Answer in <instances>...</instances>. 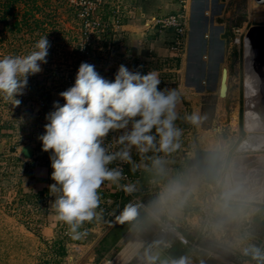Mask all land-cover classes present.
I'll return each instance as SVG.
<instances>
[{
    "label": "rangeland",
    "instance_id": "1",
    "mask_svg": "<svg viewBox=\"0 0 264 264\" xmlns=\"http://www.w3.org/2000/svg\"><path fill=\"white\" fill-rule=\"evenodd\" d=\"M121 1L127 14L122 12L119 19L121 23L126 24V18L134 19L136 9L130 0ZM204 1L188 0L187 3V49L183 59L187 58V63L190 66L193 64L191 70L195 69L194 59L198 60L199 53L194 50L188 52L191 49L190 41L188 43L189 25L191 17L198 15L203 10ZM221 1V6L212 2L207 14L209 20H215V23L219 25L218 30L221 28L226 41L225 48L222 49L223 55H221L222 51L220 53L215 48L204 59L202 58L209 64L206 66V71L208 70L206 91L198 102L199 114L203 119L198 125L186 121L185 116L178 117L176 121V126L183 131H185L184 129H201L203 134L196 133V130L187 131V141L183 152H174L168 159L170 163L171 161L175 162L174 159L178 162L177 167L172 163L175 172L182 171L191 164L195 150L207 147L210 143H223L222 138H224L227 139L228 144L226 145L229 146L232 155L235 156L245 174L253 179L259 178L264 181V161H262L264 147H260L258 143L260 137L264 135V131L255 132L246 128L247 121L252 123L247 118H253V114L247 111L249 104L246 80L251 76L247 74L248 63H246L243 53V40L240 43L235 41V34L239 29L245 33L254 24H264V18H258L261 13H264V10H255L254 0ZM107 2L109 3V1ZM110 2L119 4L118 0H110ZM7 3L12 4L15 15H9L8 21L11 23L15 17L20 18L27 13L29 25H23L19 31H15L8 27L3 28L0 22V58L8 55L25 56L33 51L36 42L46 35L50 42V48L46 58L47 63L41 65L42 71L29 76L24 94L17 96V99L21 101L18 106H14L13 102L5 101L0 97V264H138L139 257L143 254L142 259L146 260V264H150L147 259L148 255L159 256L156 264H160L164 259L173 258L170 254L172 247L165 249L160 243H157L156 238H153L160 225L150 222L143 226L140 224L133 226L128 223L121 225L115 220V216L128 202L146 205L157 194L156 187L134 197L118 188L117 195L114 193L112 197L100 195L101 203L97 211L102 210L101 218L83 225L81 231H86L87 235L82 239H72L68 235L67 226L57 220L56 213L52 208L54 197L50 195L48 188L54 181L51 178L47 180L48 182L34 180L32 161L27 158L24 147L31 145L37 158L45 156L44 163H47L51 169L49 172L51 177L53 171L50 161L51 152L43 154L38 146H42L38 136L44 133L46 124L43 122L45 120L43 109L45 110L48 106L52 94L58 92L57 86L59 88L63 84L62 73L66 69L68 70L70 65L84 60V56L78 54L76 49L78 42L82 41L80 34L83 27L82 10L79 11V0H0V17ZM109 18L113 19V16H109ZM150 20L144 23V30L150 27ZM34 21H38L40 26L30 28ZM124 24L123 29L126 33L128 29L124 28ZM149 30L154 29L150 27ZM211 30H215V28L212 27ZM194 33H196V29H194ZM147 37L140 39L141 49L146 44L152 45ZM122 40L125 44L126 39ZM119 53L115 55H119ZM154 53L157 54L156 48ZM100 55L94 51L89 55L87 61L98 64L101 62ZM201 56L202 54L199 58ZM144 61L143 57L139 64L142 66ZM181 63L178 65L179 69ZM222 66H226L229 71L227 80L229 90L225 98L217 97L218 78L220 80ZM254 67L259 69H256L257 73L261 71L258 65L254 64ZM263 68L264 65L261 69ZM188 71L186 64V72ZM181 73L183 72L180 70V76ZM192 73L190 71L189 75ZM111 75L115 76V70ZM259 75L262 77L261 72ZM259 75V79L262 80ZM186 81L189 82L187 78ZM262 101L264 103V98ZM193 112L195 111L190 107L188 115ZM235 122L236 125H234ZM238 147H240L239 150ZM246 151H256L259 154L248 155L251 152ZM244 158L252 160L248 162ZM200 212L204 213L200 206L193 205L185 211L182 217L172 223L180 231L186 232L187 230V232L194 233L197 229L192 227V221H195V214ZM203 218L206 220L205 213ZM263 219L264 217L255 220L259 229ZM193 229L195 230L193 231ZM200 232L203 233L201 238L195 239V235L192 234L193 238L186 239L187 241L184 242L189 250L186 256L189 264L216 263L213 254L217 252L215 249H218L223 257H225L224 255H228L229 258L233 257L232 252L225 245L215 246L216 242L212 238L214 236L206 227V221H204ZM136 238L139 241L129 255L124 251L125 247L136 241ZM148 239L149 241H147ZM142 241L145 242V245L139 251ZM59 243L64 246L62 251L59 249V245H61ZM155 243L157 245H154ZM126 253H128L127 256ZM235 254L239 258L241 257L240 253L235 252ZM230 262L223 258L218 264H231Z\"/></svg>",
    "mask_w": 264,
    "mask_h": 264
},
{
    "label": "clouds",
    "instance_id": "2",
    "mask_svg": "<svg viewBox=\"0 0 264 264\" xmlns=\"http://www.w3.org/2000/svg\"><path fill=\"white\" fill-rule=\"evenodd\" d=\"M49 48L46 35L25 56L0 58V97L18 106L17 96L24 94L29 76L42 71ZM161 82L155 71L143 74L124 64L114 80L100 75L93 64H80L74 85L59 93L64 103L53 102L44 133L38 136L42 151L51 152L54 183L48 188L57 220L67 226L72 239L86 236L83 225L101 218L99 190L105 182L128 194L136 190L132 183H121L126 177L119 164L127 163L133 171L142 168L150 174L159 190L146 205L125 204L115 216L119 224L135 226L143 213L148 222L166 226L198 204L212 233L222 237L230 231L232 247L255 264H264V246L242 231L264 211V181L246 175L229 146L219 142L208 144L199 161L173 172L168 157L181 147L182 131L175 123L181 96L175 88L161 89ZM184 119L198 125L203 117L193 112ZM133 149L140 164L132 159ZM147 259L156 264L159 256ZM160 264L189 260L181 256Z\"/></svg>",
    "mask_w": 264,
    "mask_h": 264
},
{
    "label": "crops",
    "instance_id": "3",
    "mask_svg": "<svg viewBox=\"0 0 264 264\" xmlns=\"http://www.w3.org/2000/svg\"><path fill=\"white\" fill-rule=\"evenodd\" d=\"M212 2L217 3V6L222 5L221 0H205L204 5H203V10L199 12L198 15H194L191 17V21L189 25V28H190L189 37H188V43L190 41L191 49H189L188 52L190 53L191 50H194V51H198L196 53H199L198 60L194 59V63H195L194 65L195 69H193L194 71L191 70V66H193V64L190 66V64L187 63L188 62L187 58L183 59L184 57H182L181 59L177 61V65H179L182 62L181 63L182 67L180 66V70L181 72H183L181 73L182 84L180 82L179 87L175 88L181 96V103L177 107L178 117L185 116L186 114H188V110L190 107H192V109L195 112H198V113L200 112L198 102L200 101V99L203 98V94H205V91H206L205 85L208 84L207 83L208 70L206 71L207 69L206 66L208 63H206L203 59L206 57L208 53L213 51V49L215 48L218 49V52L220 51V53L222 51L221 55H223L222 49L225 48L224 46H225V41H226L224 37V33L221 30V28L220 30H218L219 25L215 23V20H209L207 18L208 10L211 7ZM130 3L136 9L134 11L136 12L135 13L136 15L134 19H131V18L129 19V17L126 18V24H124V28L128 30L126 31L124 35V38L126 39V43L125 44L123 43V45L125 47V50L128 53L134 54L135 57L132 59L131 62L129 61L128 64H125V66H127L132 71L139 70L143 74H146L147 73L146 71L148 70L155 71L158 74L159 79H161L162 76L164 75V73L161 71L162 70L161 64L157 60L148 61V58H149L148 55L150 53L147 50L148 44H146V46L144 47L146 49L143 48L141 50L139 41L140 39L148 36L147 38H149V41H151L154 49L156 48V53L158 55H164L166 57L169 56L170 51L167 47V43L171 39V32L166 31L163 33H159L154 30L152 31L149 30L146 32L144 30V23L148 21L149 19H151L152 17H155L159 14L175 12L179 8V3L176 0H130ZM203 16H204V19H203ZM212 27L215 28V30H211ZM191 28H193L192 31H191ZM194 29H196V33H194ZM201 54L202 56L201 58H199ZM143 57L145 58V61H144V63H146L145 67L139 64L141 59H143ZM186 64H187V69H189L188 72H186ZM190 71L191 73L192 72L194 73H192V75H189ZM115 72H117L116 69H115ZM183 75H184V78H183ZM186 78L187 80H189V82L186 81ZM219 81L220 80L218 78V85H219ZM192 89H195V91H192ZM59 93L60 92H57L56 94L53 93L52 96L50 97V102L47 104L48 106H46L45 110L43 109L44 117H46V114H48L50 111H53L52 103L58 99ZM217 97H220L218 93H217ZM43 122L47 123V120L45 119ZM184 130L185 131L181 129L182 131V135L180 137L181 147L177 149L175 153L183 152L182 150L183 148H185L186 141H187L186 140L187 131L189 132V130L190 131L196 130L195 131L196 133L198 132V134L199 133L203 134L201 129H189V130L184 129ZM203 136L205 137V134ZM222 141H223V144H228L227 139L222 138ZM38 146L40 147L42 151V146L41 145H38ZM200 149H206V147H202ZM24 150L26 152L27 158L31 159L32 161L34 180H36V182H44L50 179L51 177H50L49 172L51 169H49V166L47 163H44L43 158L45 156L43 157L41 156L37 158V156L35 155L36 153H34V149L32 148L31 145H26L24 147ZM43 154H44V151H43ZM148 155H152V153H149ZM132 159L137 164L141 163V157L137 154L135 149L132 150ZM244 159H247L248 161L252 160L250 158H244ZM174 161L175 162L171 161V163H169V168L171 170L173 169L172 170L173 172L175 171H174V168L172 167V163L176 167H177L176 164L178 163L176 159H174ZM144 163H148V161H144ZM130 169L131 171H133L131 165H130ZM133 172L137 176V184L135 186L136 190L130 194L131 197H134L135 195L140 196L147 190H151L153 187L154 188L156 187V189L159 190L158 186L152 183V177L150 176V174L145 172L142 168L136 169ZM116 191H117V188L114 185H111L109 182H105L99 190V195H103V197H112L114 196L113 195L114 193L115 195H117ZM203 217H204V213L200 212L198 214L197 213L195 214V218H194L195 223L192 221V224H193L192 227L196 228L198 231L197 230L194 231L195 229H193L194 233L190 231L189 233L186 230V233L189 236H192V234H194L195 239H197V237H200V238L202 237L201 234L203 233H201L200 230H202L204 221L207 220V217H206V220H203L204 219ZM263 217H264V211H261L260 213H257L249 222L250 227H251L250 232L255 237V240L253 242L261 246H264V232L262 234L259 233V230H260L259 225L257 226V224H255V220H260V218H263ZM242 231H244V226H243ZM212 234L214 236L212 238L216 242L215 244L216 247L220 246L219 244L221 245L223 244L226 247H228V249H230V251L232 252L231 254H233V257L231 258H229L228 255H224L225 257H228V258H225L220 255L221 253L218 252V249H215L217 252H214L213 254L215 255L214 260L216 261L217 264L220 263V261L223 258L227 259L229 262L231 261L230 262L231 264H250L251 263V261L247 257H244L240 254H239L241 256L240 258L236 256L235 252L237 253H240V252L234 247H232L233 237L230 231L222 237H218L214 233ZM221 242H226V243H221ZM223 249H226V248H223Z\"/></svg>",
    "mask_w": 264,
    "mask_h": 264
},
{
    "label": "built area",
    "instance_id": "4",
    "mask_svg": "<svg viewBox=\"0 0 264 264\" xmlns=\"http://www.w3.org/2000/svg\"><path fill=\"white\" fill-rule=\"evenodd\" d=\"M107 1H109V3ZM107 1L104 0V2H102V0H79L80 4L78 5L79 11L82 10L83 27L80 33L82 41L78 42L76 49L78 54H82L84 56V60L70 65L69 69H66L62 73L61 78L63 79V84L59 88L57 86L58 92L65 91L74 85L75 77L80 64L82 62L90 63L87 60L89 59V55L94 51H96V53L99 55L101 54L102 56L100 55L101 62L93 65H95V68L100 73V75L109 80H114V76H112L111 73H113L115 69L118 70V67L121 64H128L129 61L131 62L135 57L134 54L128 53L123 45L122 39L125 35V30L123 29L124 23L120 22L119 16L122 12L125 15L127 13L124 11V7H122V1L118 0L119 4L110 2V0ZM176 1L179 3L178 10L173 13L159 14L155 17H152L149 21L150 27L153 28L154 31L159 33L166 31L171 32V39L167 43V47L170 51L169 56L166 57L164 55L155 54L153 46L149 44L147 46V50L150 52L148 55V61L157 60L162 66L161 71L164 73V75L160 79L162 81L159 86L161 89L165 87H179L181 76L177 61L184 56L187 49L186 35L188 0ZM254 1L256 3H264V0ZM109 16H113V19H110ZM107 18L109 19L105 20ZM150 27L146 28L145 31H149ZM245 33L243 30L239 29L235 34V41L240 43V41L243 40V53L244 57H247L246 50H249L250 46L244 40ZM118 52H120L119 55H115ZM142 66L145 67L146 63H143ZM146 72H149V70ZM55 101H59L61 105L64 103V100L60 96ZM239 148L240 147H238V150ZM246 152H251L248 155L259 154L256 153V151ZM119 166L123 168V172L126 177V179L122 180L121 183H132L136 186L137 176L133 171H131L130 164L123 163L119 164ZM250 228L249 222L244 225V231L250 232ZM153 238H156L157 243H160L165 249H170L175 240H179L182 243L187 241V238L184 236L183 232L180 231L172 222H168L166 226L160 225L155 232V237ZM147 241H149V239ZM144 245L145 242L142 241V244L138 250L140 251ZM154 245L157 244L155 243ZM143 255L139 257L138 264H146V260L142 259ZM250 264H255V262L252 261Z\"/></svg>",
    "mask_w": 264,
    "mask_h": 264
},
{
    "label": "bare ground",
    "instance_id": "5",
    "mask_svg": "<svg viewBox=\"0 0 264 264\" xmlns=\"http://www.w3.org/2000/svg\"><path fill=\"white\" fill-rule=\"evenodd\" d=\"M253 7L257 11L264 10V3H256L254 1ZM258 18H264V13H261L260 17H258ZM246 53H247V56L248 55L250 56V54H251L250 49L246 50ZM249 56L247 58H250ZM249 65H247V74H249L251 77H248L246 80V90H247V97H248L247 102L249 104V105H247V111H249V113L253 114V118H250V117L247 118L252 123L250 124L249 121H247L246 122V128L249 130L255 131V132L264 131V103L262 101V99L264 98V96H263L264 90H262V88L260 86L261 83H260V79L258 77V75L260 73L256 72V69L252 65L251 61H249ZM260 78H261V76H260ZM227 80H228V75H227ZM234 116H236V115L234 114ZM234 125H236V122L234 123ZM258 143H259L260 147H264V135H262L260 137V140ZM263 151H264V149H263ZM262 161H264V159ZM248 162H250V161H248ZM263 172H264V167H263ZM138 241H139V239L136 238V241L131 242L130 245H127L125 247L124 251L128 252L130 255L132 253V251L134 250ZM128 253H126V256L128 255Z\"/></svg>",
    "mask_w": 264,
    "mask_h": 264
},
{
    "label": "water",
    "instance_id": "6",
    "mask_svg": "<svg viewBox=\"0 0 264 264\" xmlns=\"http://www.w3.org/2000/svg\"><path fill=\"white\" fill-rule=\"evenodd\" d=\"M145 27V26H144ZM245 42L250 46V58L245 57L246 63L249 65V61H251L252 65H258L260 67L261 72V79L260 86L262 90H264V24H254L250 26L244 36ZM249 59V60H248ZM255 69H258L254 67ZM259 70V69H258ZM257 70V71H258ZM259 72V73H260ZM229 74L228 68L223 66L221 69V76H220V84L218 89V95L220 97L225 98L228 95L229 85L227 83V75ZM206 149H198L193 152V157L191 163L199 161L205 154Z\"/></svg>",
    "mask_w": 264,
    "mask_h": 264
},
{
    "label": "trees",
    "instance_id": "7",
    "mask_svg": "<svg viewBox=\"0 0 264 264\" xmlns=\"http://www.w3.org/2000/svg\"><path fill=\"white\" fill-rule=\"evenodd\" d=\"M9 15L15 16L14 13H13L12 4L7 3L5 5V8H4L3 12H2V16L0 17V22L2 23L3 28L4 27H8L10 30L19 31L23 25H25V26L29 25L28 17H27L28 14L27 13H25V15L21 16L20 18H16L15 17L14 20L11 23L8 21V16ZM31 17H33V16H31ZM38 26H40L38 21L37 22L34 21V23L31 25L30 28H37ZM137 224H140L142 226L148 224V221L144 218L143 213H142V216H141L140 220L136 223V225ZM182 232H183L184 236L187 239H192L193 238V236H189L185 231H182ZM263 232H264V221L262 222V225L260 226V230H259L260 234H262ZM59 244H61V243H59ZM63 247L64 246L62 244L59 245V249L61 251L63 250ZM188 253H189V250L184 245V243H182L179 240H175L173 242L172 248L170 249V254H171V256L173 258H179L181 256H185L186 257L188 255Z\"/></svg>",
    "mask_w": 264,
    "mask_h": 264
},
{
    "label": "flooded vegetation",
    "instance_id": "8",
    "mask_svg": "<svg viewBox=\"0 0 264 264\" xmlns=\"http://www.w3.org/2000/svg\"><path fill=\"white\" fill-rule=\"evenodd\" d=\"M249 113V112H248Z\"/></svg>",
    "mask_w": 264,
    "mask_h": 264
}]
</instances>
